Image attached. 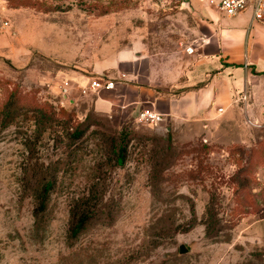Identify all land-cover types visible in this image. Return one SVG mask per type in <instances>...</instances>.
Returning <instances> with one entry per match:
<instances>
[{
  "label": "rangeland",
  "instance_id": "1",
  "mask_svg": "<svg viewBox=\"0 0 264 264\" xmlns=\"http://www.w3.org/2000/svg\"><path fill=\"white\" fill-rule=\"evenodd\" d=\"M207 1L0 0L12 24L0 35V111L14 94L73 119L35 142V120L0 119V264H264L262 99L210 120L127 126L96 112L91 92L67 99L39 81L128 48L169 73L190 58ZM35 165L56 185L37 220Z\"/></svg>",
  "mask_w": 264,
  "mask_h": 264
},
{
  "label": "crops",
  "instance_id": "2",
  "mask_svg": "<svg viewBox=\"0 0 264 264\" xmlns=\"http://www.w3.org/2000/svg\"><path fill=\"white\" fill-rule=\"evenodd\" d=\"M194 35V53L169 73L128 48L89 71L45 72L39 81L56 95L69 83L72 92L67 99L97 78L116 81L114 91L90 96L96 112L127 126L135 125L144 109L155 111L169 123L177 117L210 120L220 108L228 115L235 101L246 110L257 105L258 99L264 101V22L255 21L250 12L229 18L205 3Z\"/></svg>",
  "mask_w": 264,
  "mask_h": 264
},
{
  "label": "trees",
  "instance_id": "3",
  "mask_svg": "<svg viewBox=\"0 0 264 264\" xmlns=\"http://www.w3.org/2000/svg\"><path fill=\"white\" fill-rule=\"evenodd\" d=\"M32 104L26 96L16 97L14 94L10 96L7 103L5 104L3 110L0 111V119L1 126L6 127L16 122L18 118L24 117V119H32L35 120V123L40 125V129L36 132V135H31L30 139L35 142L37 140V136H40L44 130L45 125L49 124H59L61 123L66 128H73L72 125V117L64 111L56 112L52 107L51 108H43L31 106ZM64 117V120H60L59 118ZM79 132V131H76ZM71 140L76 139V135H71L69 137ZM31 141V145L34 143ZM114 143V142H113ZM113 149L115 146H112ZM33 150V149H32ZM118 153V152H117ZM109 156V155H108ZM75 160L72 165L74 168L79 167V160H76L77 155H74ZM114 162V160H110ZM124 161V160H123ZM122 165V161L115 163V165ZM39 169V170H38ZM34 172L38 176L39 180L37 181L36 187H34V197H35V209L34 216L37 219L43 218V213L48 208V198L50 196L51 189L53 190L56 185L54 184H44L43 181L46 177H48V173L51 172L50 169H44L38 165L33 167ZM107 175L102 173L100 177L102 180L105 179ZM44 196V197H41ZM79 204V203H78ZM77 226L82 227L83 223H79Z\"/></svg>",
  "mask_w": 264,
  "mask_h": 264
},
{
  "label": "built area",
  "instance_id": "4",
  "mask_svg": "<svg viewBox=\"0 0 264 264\" xmlns=\"http://www.w3.org/2000/svg\"><path fill=\"white\" fill-rule=\"evenodd\" d=\"M226 17H235L242 12H250L252 17L257 22H264V0H208L206 2ZM12 24L10 20L5 18L0 13V35L10 32ZM195 51V47L189 46L186 48V53L192 55ZM117 82L106 77H101L93 80L87 87L80 89L79 93L87 95L88 92L98 94L101 91H114ZM69 83H64L62 86L61 95L67 96L71 93ZM242 101H246L243 97ZM219 113H223L224 109H218ZM164 123V117L150 109L142 110L137 119L136 124L145 125L148 127H156Z\"/></svg>",
  "mask_w": 264,
  "mask_h": 264
},
{
  "label": "water",
  "instance_id": "5",
  "mask_svg": "<svg viewBox=\"0 0 264 264\" xmlns=\"http://www.w3.org/2000/svg\"><path fill=\"white\" fill-rule=\"evenodd\" d=\"M179 253H180V255H184V254L187 253V250H186V248H185L184 245H180V247H179Z\"/></svg>",
  "mask_w": 264,
  "mask_h": 264
}]
</instances>
